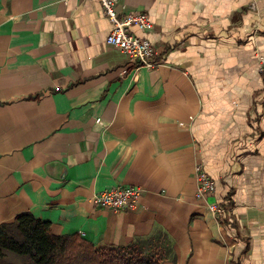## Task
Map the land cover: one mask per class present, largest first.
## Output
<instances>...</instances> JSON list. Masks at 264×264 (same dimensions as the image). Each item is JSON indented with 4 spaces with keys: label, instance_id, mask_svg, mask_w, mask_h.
Returning <instances> with one entry per match:
<instances>
[{
    "label": "crops",
    "instance_id": "1",
    "mask_svg": "<svg viewBox=\"0 0 264 264\" xmlns=\"http://www.w3.org/2000/svg\"><path fill=\"white\" fill-rule=\"evenodd\" d=\"M161 64L107 43L100 0H0V224L22 212L160 264H264V0H120ZM216 180L215 216L195 167ZM116 185L139 208L96 204Z\"/></svg>",
    "mask_w": 264,
    "mask_h": 264
},
{
    "label": "trees",
    "instance_id": "2",
    "mask_svg": "<svg viewBox=\"0 0 264 264\" xmlns=\"http://www.w3.org/2000/svg\"><path fill=\"white\" fill-rule=\"evenodd\" d=\"M0 264H160L150 243L97 246L79 234L57 235L32 212L0 224Z\"/></svg>",
    "mask_w": 264,
    "mask_h": 264
},
{
    "label": "built area",
    "instance_id": "3",
    "mask_svg": "<svg viewBox=\"0 0 264 264\" xmlns=\"http://www.w3.org/2000/svg\"><path fill=\"white\" fill-rule=\"evenodd\" d=\"M105 15L111 22V29L107 35V43L126 53L139 66L154 68L161 64L155 59L158 49L148 37L132 32V27L148 32L154 27V21L148 12L127 11L121 14L117 5L120 0H100ZM260 70L264 71V54L259 55ZM197 181L196 196L208 201V208L215 216H223L225 209L215 200L209 202L217 189L216 180L208 173L203 163L198 162L195 170ZM145 189L137 185H116L98 191L94 195V202L112 208L116 211H128L139 208Z\"/></svg>",
    "mask_w": 264,
    "mask_h": 264
}]
</instances>
